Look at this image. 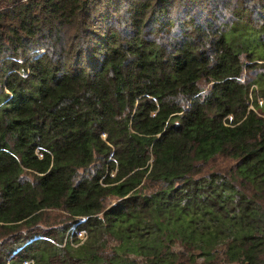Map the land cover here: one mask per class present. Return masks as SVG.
<instances>
[{"label": "trees", "instance_id": "1", "mask_svg": "<svg viewBox=\"0 0 264 264\" xmlns=\"http://www.w3.org/2000/svg\"><path fill=\"white\" fill-rule=\"evenodd\" d=\"M24 262L264 264V0H0V264Z\"/></svg>", "mask_w": 264, "mask_h": 264}, {"label": "rangeland", "instance_id": "2", "mask_svg": "<svg viewBox=\"0 0 264 264\" xmlns=\"http://www.w3.org/2000/svg\"><path fill=\"white\" fill-rule=\"evenodd\" d=\"M25 75H26V73H25ZM258 101H261V97L259 96V98H258ZM113 198V197H112ZM112 198H110V199H107V201H105V203L106 202H109ZM78 236H80V237H83L84 236V233L83 232H79L78 233ZM24 264H25V262H24ZM223 264V263H222ZM224 264H237V263H224Z\"/></svg>", "mask_w": 264, "mask_h": 264}, {"label": "built area", "instance_id": "3", "mask_svg": "<svg viewBox=\"0 0 264 264\" xmlns=\"http://www.w3.org/2000/svg\"><path fill=\"white\" fill-rule=\"evenodd\" d=\"M40 50H43L42 48ZM231 117V116H230Z\"/></svg>", "mask_w": 264, "mask_h": 264}]
</instances>
